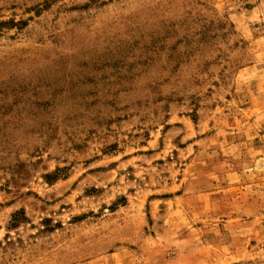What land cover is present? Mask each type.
<instances>
[{"label":"rangeland","instance_id":"374dc122","mask_svg":"<svg viewBox=\"0 0 264 264\" xmlns=\"http://www.w3.org/2000/svg\"><path fill=\"white\" fill-rule=\"evenodd\" d=\"M0 264H264V0H0Z\"/></svg>","mask_w":264,"mask_h":264}]
</instances>
